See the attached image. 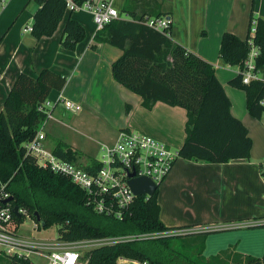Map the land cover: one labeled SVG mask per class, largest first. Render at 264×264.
I'll use <instances>...</instances> for the list:
<instances>
[{"label":"trees","instance_id":"trees-1","mask_svg":"<svg viewBox=\"0 0 264 264\" xmlns=\"http://www.w3.org/2000/svg\"><path fill=\"white\" fill-rule=\"evenodd\" d=\"M34 1L38 6L33 13L30 32L36 38L49 36L65 16L66 0ZM68 11L60 41L65 47L74 48L85 37V28L70 14L72 10ZM172 11L167 0H124L120 16L96 30L94 40L106 41L121 49L111 63L112 76L139 94L145 107L161 100L185 108V137L178 148V156L210 162L248 159L252 138L248 127L232 114L230 98L214 65L171 38L172 21L164 31L145 22L149 16L168 15L171 18ZM123 13L128 17H122ZM252 22L254 33H251ZM249 39L259 48L255 66L261 77L243 82L241 69L245 67L243 60L250 49ZM219 55L226 63L238 65L239 70L229 83L244 90L248 112L260 118L264 112L263 17H254L250 12L247 34L243 38L224 30ZM65 82L64 74L48 67L41 68L36 75L20 71L4 99L0 110V180L5 183L12 202L25 206L32 218L36 219L34 212L37 211L39 227L56 224L58 239L160 233L87 249L81 256L86 260L84 264H114L119 255L146 259L151 264L205 263L202 251L206 231L165 233L191 224L167 225L161 220L157 199L159 185L147 198L138 195L122 218L96 213L79 186L65 175L38 166L33 156L25 151L24 142L33 137L45 116L37 108L38 104L53 88L60 89ZM52 149L67 160H75L76 150L62 139H58ZM90 164L98 165L95 158H90L84 167L89 168ZM190 234H202L196 256L185 250L187 241L192 238ZM11 258L17 264H33L28 257L14 255ZM256 258L247 257L248 264Z\"/></svg>","mask_w":264,"mask_h":264},{"label":"crops","instance_id":"crops-1","mask_svg":"<svg viewBox=\"0 0 264 264\" xmlns=\"http://www.w3.org/2000/svg\"><path fill=\"white\" fill-rule=\"evenodd\" d=\"M123 1L113 0L118 10ZM167 1L173 7L171 38L214 65L230 98L232 114L248 127L252 147L248 159L210 162L178 156L158 187L159 217L167 225L191 224L175 229L180 233L215 228L205 226L212 222H223V227L244 226L251 218L264 215V188L242 194V188H250L254 181L264 184V156L258 154V134L253 129L257 118L246 108L245 92L229 83L239 67L220 57L219 45L224 30L242 38L246 36L249 0ZM37 6L34 0H6L0 10V110L20 71L36 75L41 68L48 67L66 77L63 87L53 88L48 98L54 99L61 92L82 107L68 117L67 110L58 104L47 132L53 121H98L108 142L114 140L119 129L126 128L147 133L178 150L185 137V108L161 100L147 108L139 94L117 82L111 73V63L121 49L94 40V23L85 9L70 13L85 28V37L74 48H67L60 41L68 10L49 36L36 38L24 30ZM256 14L264 16V9H257ZM121 16L128 17L124 13ZM64 141L71 147L74 145ZM237 201L240 208L229 209Z\"/></svg>","mask_w":264,"mask_h":264},{"label":"built area","instance_id":"built-area-1","mask_svg":"<svg viewBox=\"0 0 264 264\" xmlns=\"http://www.w3.org/2000/svg\"><path fill=\"white\" fill-rule=\"evenodd\" d=\"M5 2L6 0H0V10ZM80 8L91 14L95 30L101 29L106 23L120 16L113 0H82L80 3L66 0L67 10ZM171 21L168 15L149 16L145 19L149 26L162 31L169 27ZM24 30H30V25H26ZM254 30L253 24L251 33H254ZM249 44L250 49L243 60L245 67L241 69L243 82L261 77V72L255 66L259 48L251 39ZM58 104L70 112L79 111L82 107L81 103L61 92L54 99L46 97L37 106L45 116L33 137L24 142L25 151L33 156L38 166L65 175L79 186L85 193L87 203L96 213L116 218L124 217L138 196L131 189L128 179L131 176L144 175L159 185L178 157V150L165 142L147 133L122 128L118 130L114 140L100 143V157H94L98 165L90 164L89 168H85L88 162L82 165L67 160L47 145L46 127L49 119L54 117V109ZM131 172L133 175H130ZM141 195L149 197L147 193ZM8 196L10 193L5 190V183L0 180V253L10 257L16 255L29 258L30 253L34 252L44 257L45 264H84L86 260L81 258L83 253L79 250L81 247L90 249L106 243L160 234L152 232L117 234L78 240H63L56 237L50 241H37L23 235L24 217L31 216L28 209L17 204V214L13 209L15 204L12 200L4 201ZM32 219L33 227L38 228L37 220ZM249 223L264 225V215L246 224ZM115 263L151 264L146 259L124 255L117 256ZM251 264H264V251Z\"/></svg>","mask_w":264,"mask_h":264},{"label":"rangeland","instance_id":"rangeland-1","mask_svg":"<svg viewBox=\"0 0 264 264\" xmlns=\"http://www.w3.org/2000/svg\"><path fill=\"white\" fill-rule=\"evenodd\" d=\"M249 14L252 11L253 16L259 8L264 9V0H249ZM264 19V16H261ZM249 21V15H248ZM255 22V21H254ZM31 25L30 21H27ZM248 25V24H247ZM253 25V22H252ZM248 30V26H247ZM30 31V30H29ZM66 116H72V112L67 111ZM71 118V117H70ZM52 122V121H51ZM262 123V124H261ZM50 124V123H49ZM254 132L258 134L257 145L258 154L264 156V114L261 120H255ZM104 131L101 130L98 121H53L49 132L46 131L47 145L53 147L58 139L74 142L72 148L76 150L75 162L84 165L90 158L100 157L99 145L103 141H107L104 136ZM262 159V158H261ZM264 184L260 181L253 182V185L242 188L243 195H249L254 188H264ZM236 199L238 198L235 196ZM235 199V200H236ZM231 210L240 208L237 203L232 205ZM250 220H253L252 218ZM249 220V221H250ZM223 222L206 223L209 228L205 233V247L202 251L203 264H248L247 257H260L264 251V225L263 224H245L244 226H226L223 227ZM56 224L48 227H33V219L31 216L24 217L22 222L23 235L37 241H50L56 238ZM191 232V231H189ZM165 233H180L176 230H170ZM192 235V234H190ZM189 236V235H187ZM202 234L192 235V238L187 241L188 245L185 250L190 251L195 256L196 250L200 242ZM187 238V237H186ZM180 241V237L174 238ZM85 247L79 248L82 252ZM29 258L33 264H45L44 257L37 253L31 252ZM13 259L0 253V264H17ZM182 264H188L187 261H181ZM118 264V263H115Z\"/></svg>","mask_w":264,"mask_h":264},{"label":"water","instance_id":"water-1","mask_svg":"<svg viewBox=\"0 0 264 264\" xmlns=\"http://www.w3.org/2000/svg\"><path fill=\"white\" fill-rule=\"evenodd\" d=\"M130 175H133V172H131ZM128 182H129V185H130L131 189L133 190V192L137 195H141L144 193L151 195L158 186L149 177L144 176V175H142V176H131L128 179ZM11 199H12V196L10 195L4 201L11 200ZM17 208H18V205L15 204L13 209L18 214ZM34 215H35L36 219L39 220V215H38L37 211L34 212Z\"/></svg>","mask_w":264,"mask_h":264}]
</instances>
